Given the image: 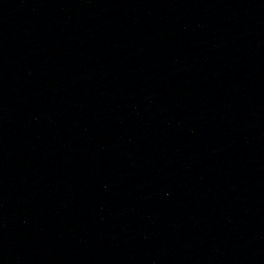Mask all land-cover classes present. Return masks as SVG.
<instances>
[{
    "label": "water",
    "instance_id": "1",
    "mask_svg": "<svg viewBox=\"0 0 264 264\" xmlns=\"http://www.w3.org/2000/svg\"><path fill=\"white\" fill-rule=\"evenodd\" d=\"M0 264H264V0H0Z\"/></svg>",
    "mask_w": 264,
    "mask_h": 264
}]
</instances>
